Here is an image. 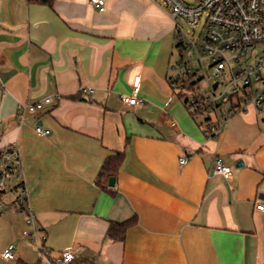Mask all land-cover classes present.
Returning <instances> with one entry per match:
<instances>
[{"label":"crops","instance_id":"obj_1","mask_svg":"<svg viewBox=\"0 0 264 264\" xmlns=\"http://www.w3.org/2000/svg\"><path fill=\"white\" fill-rule=\"evenodd\" d=\"M176 48L165 0H105L103 11L89 0H0V147L18 143L26 189L25 209L0 213V264H58L21 236L29 211L50 256L76 250L71 264L264 262V212L254 209L264 118L249 107L218 137L204 134L169 81ZM136 75L141 102L128 105ZM46 96L19 118L18 104ZM117 151L119 169L98 184ZM214 157L231 166L229 179L213 173ZM133 216L122 240L107 235ZM9 243L14 259L1 256Z\"/></svg>","mask_w":264,"mask_h":264},{"label":"built area","instance_id":"obj_2","mask_svg":"<svg viewBox=\"0 0 264 264\" xmlns=\"http://www.w3.org/2000/svg\"><path fill=\"white\" fill-rule=\"evenodd\" d=\"M99 11L105 9V0H89ZM172 18H183L195 25L204 16L203 30L200 37L193 41H184L183 33L176 23L177 47L179 55L191 51L188 58L172 63L169 81L175 89H192L185 93V107L194 119H199L204 134L218 137L226 127L228 118L237 112L253 107L258 113L264 111V0H165ZM203 61L208 65L204 66ZM199 67H196V63ZM193 66L195 68H193ZM209 69L210 74H206ZM202 78L206 88L200 92L194 90L196 82ZM217 82L213 87V83ZM85 90V89H84ZM91 90V89H89ZM139 76L132 80L130 95H122L128 105L140 103L137 97ZM56 98H60L57 95ZM52 102L51 96L43 97L33 103H20L16 112L19 118L24 113H35ZM264 118V117H262ZM169 124L176 126L170 119ZM39 135H48L50 130L41 125L35 126ZM179 164L186 162V157L178 158ZM212 171L229 179L231 166L219 157L212 158ZM0 191H7L13 196L11 203L16 209L26 207V189L23 180L22 160L17 142H10L0 147ZM7 203L0 199V213ZM254 209L264 212V195L254 199ZM25 223L28 228L20 232L22 237H30L35 243V250L40 258L44 256L54 263L71 264L77 258L76 250L68 246L58 255L50 256L44 247L45 234L37 237L40 229L34 213L28 212ZM5 259H14V245L9 243L1 251ZM264 264V262L260 263Z\"/></svg>","mask_w":264,"mask_h":264},{"label":"trees","instance_id":"obj_3","mask_svg":"<svg viewBox=\"0 0 264 264\" xmlns=\"http://www.w3.org/2000/svg\"><path fill=\"white\" fill-rule=\"evenodd\" d=\"M28 2H38L42 4L51 5L53 0H27ZM178 44V43H177ZM177 95L183 99V103H185L186 98L184 96V92L181 89L176 91ZM200 124V123H198ZM124 158V154L122 151H117L114 154L108 156L101 169L97 178V183L100 184V180L105 175H111L117 172L119 169L122 160ZM7 194V191H0V199L4 200V196ZM136 221V218L130 217L121 222H111L107 229V235L114 240H122L125 236L127 229L133 225Z\"/></svg>","mask_w":264,"mask_h":264},{"label":"rangeland","instance_id":"obj_4","mask_svg":"<svg viewBox=\"0 0 264 264\" xmlns=\"http://www.w3.org/2000/svg\"><path fill=\"white\" fill-rule=\"evenodd\" d=\"M184 1H186L188 3H193L194 2V0H184ZM175 20H176V23L178 24V26L181 29V33H183V38H184L185 42H187L190 39H192L193 41H196L200 37L201 32L203 30L204 16L200 17L199 21L195 25L189 24L187 21H185L181 17H177ZM179 49H180V47L176 48L175 54L173 55V58H172V63H177L180 58H182L183 60L187 59L189 53L191 52V51H187V52L183 53V56L181 57L179 55ZM203 65L207 66L208 62L207 61H203ZM196 67H199V63L198 62L196 63ZM193 68H195V67L193 66ZM172 71L173 70H171V73H172ZM205 72L208 75L210 74L209 69H206ZM205 88H206V81H205L204 78H202L201 80L197 81L196 85H194V90L195 91L202 92ZM191 90L192 89L187 88L183 92H191ZM184 96H185V94H184ZM259 117L260 118L264 117V111H260L259 112ZM199 119H203V116L202 115L199 116L197 118V121H199ZM262 125H264V124H262ZM8 199H9L8 197L4 199V201L7 203V206L5 207V209H8L10 207L15 209L16 207L11 203V200H8Z\"/></svg>","mask_w":264,"mask_h":264},{"label":"water","instance_id":"obj_5","mask_svg":"<svg viewBox=\"0 0 264 264\" xmlns=\"http://www.w3.org/2000/svg\"><path fill=\"white\" fill-rule=\"evenodd\" d=\"M216 84H217V82L215 81V82L213 83V87H215ZM242 164H243L242 161H237L236 164H235V167H238V166H240V165H242ZM113 183H114V177H113V176H109V177H108V184H109V185H112Z\"/></svg>","mask_w":264,"mask_h":264}]
</instances>
